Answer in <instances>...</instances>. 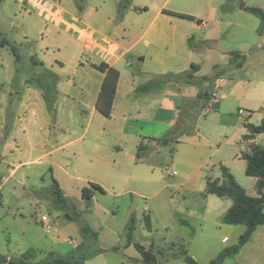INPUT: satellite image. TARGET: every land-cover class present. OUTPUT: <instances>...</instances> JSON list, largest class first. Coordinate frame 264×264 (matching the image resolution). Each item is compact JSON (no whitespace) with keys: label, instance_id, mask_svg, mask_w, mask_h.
<instances>
[{"label":"rangeland","instance_id":"rangeland-1","mask_svg":"<svg viewBox=\"0 0 264 264\" xmlns=\"http://www.w3.org/2000/svg\"><path fill=\"white\" fill-rule=\"evenodd\" d=\"M61 1L65 4L67 0ZM83 1L75 0L77 8L83 6ZM111 1L107 0V3ZM120 1L123 6L127 0ZM231 2L236 7L246 3V10L242 13L233 10L226 16L231 24L224 27L222 42L216 46L220 53L211 58L216 60L218 68L207 60L199 73L203 77L201 80L208 79L201 82L199 90L212 92L214 78L221 77H214L216 69L220 73L234 71L227 74L232 81L230 90L225 87L220 98H211V101L223 102V109L214 113L215 108L209 101L194 115L190 112L181 116L174 129V140L157 155L156 178L152 184L130 180L120 187L131 189L133 195L119 197L113 191V187L117 191L118 186L110 180H98L105 193L96 192L91 201H86L81 197L86 178L93 179L96 174L104 178L112 171L103 170L101 173L89 166L66 168L64 164L62 169H53L44 163L31 162L10 175V169L19 161H33L39 156L37 151L26 146L23 148L20 143L22 129L30 130L32 112L35 116L38 114L35 102H29L26 109L23 107L29 94L26 86L35 80L39 69L34 63L59 61L63 55L70 57V54H84V51L77 39L71 38L70 33H63L64 28L59 34H48L46 26L51 28V23L43 21L41 15L27 13L17 0H0L1 38L15 47L18 55L16 59L10 47H0V126L6 125L0 132L1 256L23 252V248H15L26 243L36 250L35 262L39 263L48 260L51 254L59 257L72 254L75 250L68 244L72 241L83 244V254L91 259L88 264H144L134 245L149 249L153 243L158 264H187L182 255L185 252L198 264H209L222 249V236L229 239L226 247L237 244L241 235L238 231L244 226H231L228 228L235 229L223 232L215 225L216 222L221 224L218 217H222L232 201L207 192L184 194L174 185L175 177L170 176L176 172L180 178L187 175L189 180L194 179L199 168L215 179L221 178L222 168H226L249 196H258L256 179L245 175L246 162L236 159L235 155L248 151L242 141L245 119L251 116L249 123L253 126H260L264 121V28L261 31L259 18L248 12L250 7L264 12V0ZM235 52L246 55L244 70L229 67L231 54ZM45 102L49 108L52 106V102ZM183 135L185 137L178 141ZM257 144L264 150V134L258 136ZM62 178L67 182L64 184L65 202L56 194L53 185V180ZM22 180L24 184H21ZM43 188H46L45 192ZM206 205L210 210L206 223L200 224L189 217V214L202 211ZM43 214L49 216L46 225L40 223ZM147 215L151 230L147 227ZM132 217L136 227L133 245L123 249L121 244H126L127 225ZM85 227L97 233L98 239L90 233L82 234L81 229ZM117 248L120 250H115ZM124 254L136 258V261L128 263ZM222 264H264V225L257 228L236 256Z\"/></svg>","mask_w":264,"mask_h":264},{"label":"crops","instance_id":"crops-1","mask_svg":"<svg viewBox=\"0 0 264 264\" xmlns=\"http://www.w3.org/2000/svg\"><path fill=\"white\" fill-rule=\"evenodd\" d=\"M59 1L67 19L76 22L79 28L87 31L85 35L107 45L113 52L110 51L111 55L105 61L95 46L88 47L85 38L64 28L63 33H70L71 38L77 39L76 42L84 54H70V57L63 55L59 61L34 63L39 69L35 80H30L32 83L26 86L29 94L23 107L26 109L29 102H35L38 116L32 112L30 130L25 127L22 129L20 143L23 148L26 146L34 152L37 151L39 156L33 161H19L10 169V175L31 162L44 163L53 169H62L63 164L66 168L89 166L101 173L103 170L112 172L111 175L107 173L104 178H100L98 174L93 175V179L86 178V186L83 188L89 187V184L102 187L98 180H110L109 182L118 186L117 191L113 187L115 195H133L131 189L120 185H126L130 180L153 183L156 178L157 155L162 149L168 148V145L158 144L157 140L175 129L183 114L192 112L194 115L200 106L203 105L204 108L206 102L211 101V92L199 90L201 82L208 81L201 80L203 77L199 75L202 64L209 60L213 67H217L218 63L211 58L217 52L220 53L216 46L222 42L224 27L231 24L226 16L233 10L242 13L246 10V3L240 9L232 0H127L123 6L120 0L109 3L107 0H85L82 2L83 6L77 8L75 0H67L65 4ZM50 25L51 28L46 26L47 33L59 34L61 28ZM98 46L103 48L99 44ZM58 55L60 56V52ZM100 66L116 70L119 74L109 118L96 109L106 75L105 71L98 68ZM245 66L246 64L238 70H244ZM216 71L214 77L221 76L218 79L224 82V88H229L232 81L227 78V74L234 71ZM148 84H152L150 90L138 91L140 87ZM206 95L209 97H205ZM45 100L52 102L50 108ZM210 106L215 108L214 113H219L223 109V102L213 100ZM250 118L248 116L245 119L243 127L245 123H249ZM223 121L228 122L225 119ZM5 128L6 125L0 126V132ZM244 129L243 134H248L245 127ZM243 136L242 141L248 147L245 153L250 151L251 144L259 146L258 136L249 141L243 140ZM183 137L185 136H181L178 141ZM141 144L149 150L138 159L136 154ZM242 154L243 152L236 154L235 158L240 159ZM209 172L213 173L212 170ZM66 173L70 176V173ZM170 176L175 177L174 185L180 192L188 195L207 192L208 180H222V177L214 179L211 175H206L199 168L194 179L189 180L187 175L180 178L172 173ZM62 180H53V185L55 188L58 186L66 198L64 184L67 182L65 178ZM21 184H24L23 180ZM43 192L41 196L44 195ZM209 214L210 210L206 205L202 211L189 214V217L204 224L208 221ZM44 218L46 221H43ZM48 222L49 216L43 214L40 223L46 225ZM215 225L220 231L235 229L228 228L231 225L218 222ZM244 231L245 226L238 233L242 234ZM91 233L98 239L97 233ZM68 242L72 250L82 244ZM221 242L222 251L229 242L228 237L222 236ZM132 245L133 236L130 242L126 238V244H121V247L129 249ZM153 245L155 244L149 246L152 251L155 248ZM22 248L24 251L21 253L18 251L6 256L0 255V264L18 260L27 252H30L27 261L38 263L35 262L36 250L26 243L15 249ZM124 257L127 256L124 254ZM125 259L128 263L136 261L132 257ZM90 260L88 258L85 264Z\"/></svg>","mask_w":264,"mask_h":264},{"label":"trees","instance_id":"trees-1","mask_svg":"<svg viewBox=\"0 0 264 264\" xmlns=\"http://www.w3.org/2000/svg\"><path fill=\"white\" fill-rule=\"evenodd\" d=\"M248 11L255 17L259 18L260 30L262 31L264 28V12L259 8H249ZM0 47H10L11 52L14 54L16 59H18L17 49L15 47H11L10 43L6 39L1 38V33ZM231 56L232 60L229 67L236 69L242 68L246 62V56L238 52L232 53ZM236 59H238V61H236ZM98 68L101 71H105L106 75L96 102V109L104 117L109 118L111 115L119 74L116 70L106 68L105 66H100ZM151 85L152 84L142 86L138 89V91H148L150 90ZM244 127L248 132V134L243 136V140L245 141L255 139L257 136L264 134V121L260 126H253L250 123H245ZM174 135L175 130L173 129L164 138L157 140V143L162 146H167L174 140ZM148 150L149 148L147 146L143 144L139 145L136 154L137 158L140 159L145 156ZM241 158L246 162L245 175L247 177H254L257 180L256 188L258 191V197L249 196L245 189L235 181V178L226 168H222L221 181H207V193L209 195H214L220 199H229L232 201L231 206L221 217V223L231 226H245V231L239 236L237 244L224 248L219 252L215 259L209 262V264H222L227 259L236 256L242 247L249 242L257 228L264 225V150L257 145H251L250 151L248 153H243ZM96 192L105 193L103 188L99 185L89 184V187L82 189L81 197L83 200L91 201L94 193ZM56 194L60 196L62 202L66 201V198L63 197V194L58 186L56 188ZM146 221L147 227L151 230V223L148 215L146 216ZM135 229V219L132 217L127 225L128 242L131 241ZM81 231L82 234L90 233L91 235H94L88 227L82 228ZM135 248L144 264H158L157 257L154 255L152 249L145 250L140 245H136ZM83 249L84 246L81 244L75 249V252L66 257H59L51 254L48 260L39 263L28 262L27 260L30 256V252H27L18 260L8 261V264H84V262L88 259V256L83 254ZM182 255L187 264H198L187 254V252ZM2 261L5 260L2 259Z\"/></svg>","mask_w":264,"mask_h":264},{"label":"built area","instance_id":"built-area-1","mask_svg":"<svg viewBox=\"0 0 264 264\" xmlns=\"http://www.w3.org/2000/svg\"><path fill=\"white\" fill-rule=\"evenodd\" d=\"M22 6L25 7V10L28 13L34 12L38 15H41L42 18L51 24L57 25L59 28H65L67 31H71V33L75 34L78 37L85 38L87 41L88 47L95 46L96 50L101 52L104 60L110 57V48H107V45L98 42L96 39L87 36L85 33L87 32L85 29L79 28L76 22L67 19L65 13L60 8L59 0H17ZM101 45L102 47L98 46ZM86 45V46H87ZM113 52V51H111ZM224 89V82H221L220 79H214V91L211 92L212 99H217L221 97V92ZM173 176L176 175V172L172 173ZM43 221H46L44 218Z\"/></svg>","mask_w":264,"mask_h":264},{"label":"water","instance_id":"water-1","mask_svg":"<svg viewBox=\"0 0 264 264\" xmlns=\"http://www.w3.org/2000/svg\"><path fill=\"white\" fill-rule=\"evenodd\" d=\"M244 7V4L241 5L240 9H243ZM56 190V188H54V191Z\"/></svg>","mask_w":264,"mask_h":264}]
</instances>
